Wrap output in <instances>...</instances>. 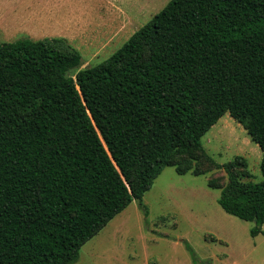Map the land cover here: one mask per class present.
Returning <instances> with one entry per match:
<instances>
[{
	"label": "trees",
	"instance_id": "1",
	"mask_svg": "<svg viewBox=\"0 0 264 264\" xmlns=\"http://www.w3.org/2000/svg\"><path fill=\"white\" fill-rule=\"evenodd\" d=\"M80 65L63 38L0 43V264L75 263L132 200L146 211L165 166L222 168L218 204L264 233V0H169ZM226 112L261 149L259 182L202 146Z\"/></svg>",
	"mask_w": 264,
	"mask_h": 264
},
{
	"label": "rangeland",
	"instance_id": "2",
	"mask_svg": "<svg viewBox=\"0 0 264 264\" xmlns=\"http://www.w3.org/2000/svg\"><path fill=\"white\" fill-rule=\"evenodd\" d=\"M168 1L0 0V43L63 38L80 53L83 68L106 59ZM201 143L219 164L243 157L241 180H262L261 149L229 113ZM210 166L202 162L210 170L201 175L165 166L142 197L146 211L132 200L80 248L73 264H264V233L252 236L253 221L221 208L220 189L208 179L225 184L227 176Z\"/></svg>",
	"mask_w": 264,
	"mask_h": 264
}]
</instances>
